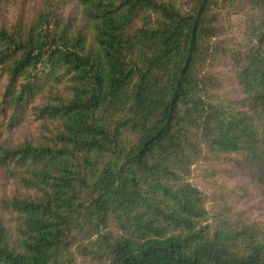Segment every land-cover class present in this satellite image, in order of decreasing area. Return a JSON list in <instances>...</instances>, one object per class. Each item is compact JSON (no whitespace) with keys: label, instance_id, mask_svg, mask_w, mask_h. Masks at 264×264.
<instances>
[{"label":"trees","instance_id":"16d2710c","mask_svg":"<svg viewBox=\"0 0 264 264\" xmlns=\"http://www.w3.org/2000/svg\"><path fill=\"white\" fill-rule=\"evenodd\" d=\"M0 264H264V0H0Z\"/></svg>","mask_w":264,"mask_h":264}]
</instances>
